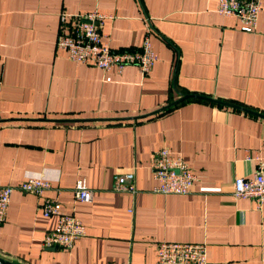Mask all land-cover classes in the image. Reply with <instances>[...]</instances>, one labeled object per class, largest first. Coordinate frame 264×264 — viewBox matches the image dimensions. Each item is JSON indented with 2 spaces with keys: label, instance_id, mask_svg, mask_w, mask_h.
<instances>
[{
  "label": "crops",
  "instance_id": "0c3cea01",
  "mask_svg": "<svg viewBox=\"0 0 264 264\" xmlns=\"http://www.w3.org/2000/svg\"><path fill=\"white\" fill-rule=\"evenodd\" d=\"M97 9L114 49H139L147 25L158 56L143 76L70 61L59 14ZM148 22V23H147ZM0 185L44 176L41 196L14 189L0 257L17 264H155L159 242L205 243L207 264H264V207L233 198L234 179L264 157V0L254 32L216 0H0ZM107 78H110L107 80ZM199 95L239 106L188 98ZM180 154L198 176L187 194L151 191L152 155ZM133 172L136 193L112 189ZM92 190L74 197L76 180ZM57 200L85 226L70 249L46 247Z\"/></svg>",
  "mask_w": 264,
  "mask_h": 264
},
{
  "label": "built area",
  "instance_id": "2783aa9c",
  "mask_svg": "<svg viewBox=\"0 0 264 264\" xmlns=\"http://www.w3.org/2000/svg\"><path fill=\"white\" fill-rule=\"evenodd\" d=\"M262 0H216V11L223 16H235L244 32H254ZM112 16L97 9L84 14H59L60 32L56 47L66 52L70 61L98 67L103 71L115 68L121 72L128 66H136L143 76L148 75L157 54L151 43V29L147 25L139 49H114L100 31L106 18ZM148 23V22H147ZM1 62V60H0ZM110 78H107L109 80ZM257 167L252 175L234 179L233 198H248L257 208L264 207V157L255 158ZM151 191L159 194H187L198 181L195 171L184 158L168 148H160L152 155ZM51 187L44 176H27L17 187L0 185V224L7 218L11 195L15 188L41 196ZM112 189L119 192L136 193L133 172L117 174ZM74 197L79 202H89L92 190L86 180L80 178L74 185ZM43 217H55V226L43 238L46 247L70 249L74 241L85 235V226L74 214L65 213L57 200L44 198L39 204ZM155 264H207L206 244L162 241L156 246Z\"/></svg>",
  "mask_w": 264,
  "mask_h": 264
},
{
  "label": "water",
  "instance_id": "95a60500",
  "mask_svg": "<svg viewBox=\"0 0 264 264\" xmlns=\"http://www.w3.org/2000/svg\"><path fill=\"white\" fill-rule=\"evenodd\" d=\"M188 98H200V99H205V100H208V101H210V102H213V103H216V104H219V105H224V106H228V107H231V108H237V109H241V110L248 111V112H250V113L256 114V113H254V112H251V111H249V110H246V109L241 108V107H239V106H235V105L230 104V103H227V102L219 101V100L212 99V98H207V97H204V96H199V95H188V94L181 96L178 100L172 102L171 104H169V105H167V106L161 108L160 110H158V111H156V112H159V111L165 110V109H167L168 107H170V106H172V105H175V104H177V103H179V102H182V101H184V100H186V99H188ZM256 115H258V116H260V117H263L261 114H256ZM0 264H17V263H14V262H12V261H10V260H7V259H5V258H3V257H0Z\"/></svg>",
  "mask_w": 264,
  "mask_h": 264
},
{
  "label": "trees",
  "instance_id": "16d2710c",
  "mask_svg": "<svg viewBox=\"0 0 264 264\" xmlns=\"http://www.w3.org/2000/svg\"><path fill=\"white\" fill-rule=\"evenodd\" d=\"M171 107V106H170ZM169 108V107H168Z\"/></svg>",
  "mask_w": 264,
  "mask_h": 264
}]
</instances>
